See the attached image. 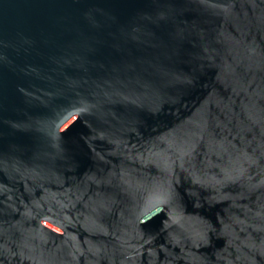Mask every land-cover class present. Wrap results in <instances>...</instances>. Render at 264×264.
Wrapping results in <instances>:
<instances>
[{
  "label": "water",
  "instance_id": "water-1",
  "mask_svg": "<svg viewBox=\"0 0 264 264\" xmlns=\"http://www.w3.org/2000/svg\"><path fill=\"white\" fill-rule=\"evenodd\" d=\"M0 264H264V0H0Z\"/></svg>",
  "mask_w": 264,
  "mask_h": 264
}]
</instances>
